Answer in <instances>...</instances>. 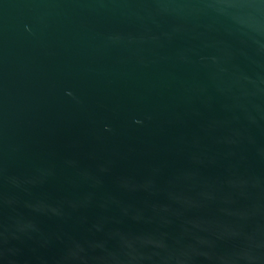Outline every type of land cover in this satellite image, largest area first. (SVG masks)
<instances>
[{"label": "water", "instance_id": "obj_1", "mask_svg": "<svg viewBox=\"0 0 264 264\" xmlns=\"http://www.w3.org/2000/svg\"><path fill=\"white\" fill-rule=\"evenodd\" d=\"M0 264H264V0H0Z\"/></svg>", "mask_w": 264, "mask_h": 264}]
</instances>
